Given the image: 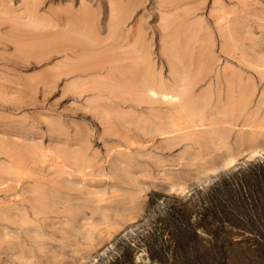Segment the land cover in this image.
<instances>
[{
	"label": "rangeland",
	"instance_id": "374dc122",
	"mask_svg": "<svg viewBox=\"0 0 264 264\" xmlns=\"http://www.w3.org/2000/svg\"><path fill=\"white\" fill-rule=\"evenodd\" d=\"M261 161L264 0H0V264H264Z\"/></svg>",
	"mask_w": 264,
	"mask_h": 264
},
{
	"label": "bare ground",
	"instance_id": "6f19581e",
	"mask_svg": "<svg viewBox=\"0 0 264 264\" xmlns=\"http://www.w3.org/2000/svg\"><path fill=\"white\" fill-rule=\"evenodd\" d=\"M44 21V20H43ZM145 49V48H144ZM133 50V49H132ZM136 50V49H135ZM40 52V51H39ZM141 55V54H140ZM136 56V55H135ZM87 62V61H86ZM136 64V63H135ZM85 67H86V65H85ZM101 67V66H100ZM83 69V68H82ZM73 70V69H72ZM72 72V71H71ZM148 79V78H147ZM145 80L146 82L144 83L145 84V89H146V96L148 95V97L150 98V100H152V101H154V100H156L157 101V99L159 100V101H161V102H164V103H176L177 101H174V100H172V99H174L175 97H177V94L175 95V94H172V92H170L169 91V87H166V85H164L163 83H160V82H157L158 80H156V82H155V79L154 80H152L151 78L150 79H148V80ZM196 81V80H195ZM118 83V82H117ZM194 83V82H193ZM110 86V85H109ZM167 86H169V85H167ZM175 86V85H174ZM114 87V86H113ZM135 87V86H134ZM170 87H173V86H170ZM176 87H178V86H176ZM179 88V87H178ZM180 90V89H179ZM172 91V90H171ZM81 92V91H80ZM173 92L174 93H176L174 90H173ZM179 94V93H178ZM115 98V97H114ZM112 99V98H111ZM116 99V98H115ZM142 101V100H141ZM122 102V101H121ZM148 102H150V101H148ZM151 103V102H150ZM136 104H138V102L136 103ZM135 105V104H134ZM173 105V104H172ZM138 106V105H137ZM92 108V107H91ZM116 110V109H115ZM174 118V117H173ZM176 118V117H175ZM176 119H178V118H176ZM173 123V122H172ZM175 124V123H174ZM180 124H181V122H180ZM173 126V125H172ZM176 126V125H175ZM176 127H178V126H176ZM160 132V131H159ZM164 132H166V131H164ZM161 133H163V132H161ZM167 134V133H166ZM252 152V151H251ZM248 154V153H247ZM253 153L251 154L250 153V155L249 156H246L243 160H249L248 158H251V157H253ZM243 156V155H242ZM251 156V157H250ZM244 157V156H243ZM242 157V158H243ZM235 159V158H234ZM239 160V159H238ZM234 161V160H233ZM230 164L229 165H231L233 162L232 161H230L229 162ZM229 168V167H228ZM220 168H215V173H220L221 171L219 170ZM212 171V170H211ZM218 171V172H217ZM184 185V184H183ZM187 187V186H186Z\"/></svg>",
	"mask_w": 264,
	"mask_h": 264
},
{
	"label": "trees",
	"instance_id": "16d2710c",
	"mask_svg": "<svg viewBox=\"0 0 264 264\" xmlns=\"http://www.w3.org/2000/svg\"><path fill=\"white\" fill-rule=\"evenodd\" d=\"M240 165L241 164H239L238 166H239V168L238 167H236L235 169H240V170H242V169H244L245 167L247 168V169H251V174H249L247 177H249V176H255L256 175V173L257 174H259V179H258V181H259V185L262 183L263 185H264V161H261L260 163L258 162V163H253V164H248L247 166H245V167H242V165H241V167H240ZM252 168H253V170H252ZM235 169H233V170H235ZM258 171H260V172H258ZM224 176V174H219V175H217V177H219V179H221V177H223ZM261 188V187H260ZM259 188V189H260ZM249 190H252V188L250 187L249 188ZM263 189L261 188L260 189V191H262ZM263 192V191H262ZM236 201H238V199L236 200ZM210 204V210H209V208H206V211L208 212V211H210L211 212V210L213 211V213H215V211H218L217 210V207H216V205L217 204H215V203H209ZM172 210V209H171ZM173 210H179L180 211V208H175V209H173ZM232 216H235L234 214H232ZM252 216V217H251ZM251 216H248V218H247V220L251 223V222H253V223H255V221H256V223H258L259 225L260 224H264V205H261L260 207H258V209H255V214L254 215H251ZM205 217H207V216H203V219L205 218ZM180 228V227H179ZM182 229V228H181ZM183 230V229H182Z\"/></svg>",
	"mask_w": 264,
	"mask_h": 264
}]
</instances>
